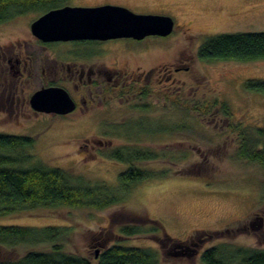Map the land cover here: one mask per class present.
Listing matches in <instances>:
<instances>
[{
    "label": "rangeland",
    "instance_id": "374dc122",
    "mask_svg": "<svg viewBox=\"0 0 264 264\" xmlns=\"http://www.w3.org/2000/svg\"><path fill=\"white\" fill-rule=\"evenodd\" d=\"M72 1L82 4L105 0ZM113 1L122 2L120 7L136 14L166 15L174 20L173 35L148 37L140 45L130 44V48L142 50L139 55L142 59L163 58L168 67L178 62L189 66V72L177 76L179 95L165 90L162 97L148 98L152 106L143 114L148 118L143 126L127 125L128 121L140 119L134 111V101L104 104L96 101L95 108L87 115L78 109L60 118L35 115L28 101L20 106L15 97L14 105L0 103V134L34 140L33 147L26 150L30 160L23 166L39 164L60 169L83 184L116 188L119 175L129 165L113 158L111 153L119 147L136 144L160 156L157 160L137 163L136 167L163 175L168 172L167 176H155L138 184L123 202L104 210L41 208L0 218V226L68 228L65 253L92 262L97 250L116 244L157 251L161 264H203L201 255L213 247L225 246L226 254L235 249L264 251V168L239 157L238 136L219 108L211 116L203 117L181 106L186 103L204 108L218 100L228 104L232 123L248 130L264 131V94L245 89L247 81H264V61L204 62L198 58V49L207 37L264 32V0ZM36 17L28 15L0 25V47L21 37L27 21ZM107 45L71 48L64 44L59 46L62 49L49 48L37 53L42 57H63L68 52H72L70 56H84L102 53ZM117 45L125 47L124 43ZM119 49L112 48L98 60L109 66L124 67L127 59ZM164 86L167 87L166 82ZM36 89L37 85L33 84L24 97L29 98ZM69 92L75 100L79 99ZM181 126L189 129L182 132ZM185 154L188 159L181 162ZM115 216L119 223H115ZM124 225H138L145 233L121 236L120 228ZM196 233H203L201 238L207 239L198 253L190 257L165 253L158 244L165 234L188 244L187 240ZM106 237L107 242L100 246L98 240ZM171 248L168 244L164 250L173 252ZM4 254L14 258L21 250Z\"/></svg>",
    "mask_w": 264,
    "mask_h": 264
},
{
    "label": "trees",
    "instance_id": "16d2710c",
    "mask_svg": "<svg viewBox=\"0 0 264 264\" xmlns=\"http://www.w3.org/2000/svg\"><path fill=\"white\" fill-rule=\"evenodd\" d=\"M46 1L0 0V24L30 13L41 12L46 7L44 3ZM198 58L204 62L264 61V32L219 34L207 37L198 49ZM245 89L249 92L264 94V81H247ZM181 106L196 113L199 112L203 117L211 116L214 109L219 108V111L221 110L231 122L230 128L233 133L238 136L239 157L264 168V131L262 129L248 130L240 124L232 123V113L228 104L220 103L218 100L204 105V108L197 104L190 107L186 103H181ZM186 129L189 128L185 126L180 128L182 132ZM33 145L32 138L0 134V218L41 208L104 210L123 202L138 184L155 176L164 178L168 174L167 172L163 175L162 172L155 173L136 167L137 163L143 164L160 159L155 152L146 148L141 149L138 144L132 147L122 146L111 153L113 158L129 165L127 170L119 175L118 186L116 188L92 186L74 181L68 173L60 169L46 168L39 164L23 166L30 160L26 150ZM185 159H188V154L182 155L180 161ZM113 219L115 223H119L117 216ZM120 232L124 237L145 233L138 225H124L120 228ZM68 233V228L0 226V264H161L157 251L124 247L119 244L102 249L98 257H95V262L70 255L64 251ZM202 235L204 234L196 233L192 240L204 242L207 237L203 240ZM210 237L211 235L208 236ZM107 240V237L102 238L98 240V244L104 246ZM158 244L165 253L169 254L182 255L188 249L186 242L173 240L166 234L159 239ZM168 244L172 246L173 252L164 250ZM16 250H21V254H17L14 258L4 254V252L16 254ZM227 252L225 246L210 248L201 255V262L203 264H264V251L235 249L229 254H226Z\"/></svg>",
    "mask_w": 264,
    "mask_h": 264
},
{
    "label": "flooded vegetation",
    "instance_id": "af4514ba",
    "mask_svg": "<svg viewBox=\"0 0 264 264\" xmlns=\"http://www.w3.org/2000/svg\"><path fill=\"white\" fill-rule=\"evenodd\" d=\"M44 3L46 7L41 12L28 14L29 16L36 15L37 17L31 22L27 21L23 35L18 37L15 41L8 43L6 46L0 47V103L4 104V106L7 103L9 106L14 105V98L16 97V102L20 103V106L21 104L24 106L26 101H28L31 108L30 99L34 93L45 88L60 87L66 90L76 103V109L72 113L67 115H54L39 113L31 108L32 112L35 115L45 114L65 118L74 114L78 109L82 112H86L85 115L89 114V112L95 108L94 105L96 101L100 104L115 100H125L127 102L134 101L136 102V104L133 105L135 106L134 111L140 115V119L128 121V123L126 121L124 123H127V125L136 124L138 126H143L148 120L143 114L150 110L152 106L148 102V98L154 95L162 97L165 90L168 92L172 91L173 94L179 95L180 87L177 85V76L181 72H189V66L184 64L181 65L180 62H178L172 65V67H168L165 65L163 58L156 59L149 56L147 59H142L139 57L143 51L131 49L130 44L140 45L148 37L142 40L127 38L108 41L85 40L46 42L37 38L31 30V25L37 19L53 10L62 9L67 6H123L122 2L105 0L97 3L75 4L72 0H47ZM14 21H16V19L0 25H5ZM175 29L176 25L171 35L175 33ZM111 43L115 45H111ZM119 43H124L125 47L118 46L117 44ZM64 44L72 46L71 48H74V46L81 47L87 44L96 46L109 45H107V50L104 52L102 51V53H87V55L84 56L77 54H75L76 56H70L72 52H66L68 56L42 57L37 53V50L44 51L49 48L62 49V46H59ZM114 47L120 48L119 52L123 53L124 57L127 59L125 66L122 68L116 65L109 66L105 64V62L101 63L100 60H98L101 59L102 54L109 53ZM165 82L167 87L164 86ZM33 84L37 85L36 91H34L29 98L24 97L26 92L30 91L31 87H33ZM69 91L78 95L79 99L75 100ZM5 98L7 100H5ZM142 107H146V109H142ZM149 107L150 109H148ZM99 144H101V142H99ZM258 224L261 226L262 222ZM187 242L188 249H186V252L182 253V255L189 257L197 254L200 245L203 243L202 240L192 239L187 240Z\"/></svg>",
    "mask_w": 264,
    "mask_h": 264
},
{
    "label": "water",
    "instance_id": "95a60500",
    "mask_svg": "<svg viewBox=\"0 0 264 264\" xmlns=\"http://www.w3.org/2000/svg\"><path fill=\"white\" fill-rule=\"evenodd\" d=\"M175 22L170 16L136 14L120 6L64 7L41 16L32 25V33L46 42L108 41L149 36L167 37ZM39 113L67 115L76 109L69 93L60 87L37 91L30 99ZM99 255L96 251L95 257Z\"/></svg>",
    "mask_w": 264,
    "mask_h": 264
}]
</instances>
